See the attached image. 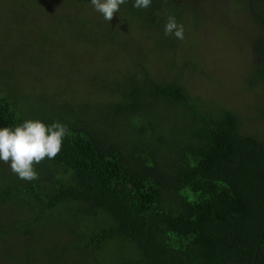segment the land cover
<instances>
[{"label":"trees","instance_id":"1","mask_svg":"<svg viewBox=\"0 0 264 264\" xmlns=\"http://www.w3.org/2000/svg\"><path fill=\"white\" fill-rule=\"evenodd\" d=\"M196 1L169 0L165 12L159 0L148 9L126 0L114 27L144 39L129 50L136 62L101 76L90 66L83 91L24 99L18 72L0 69V127L40 119L69 130L61 152L36 165L37 180L0 161V264H264V129L244 125L237 106L193 94L184 78L201 71L188 54L198 29L187 24L219 15L229 42L250 41L238 83L257 81L264 98V0H221L232 8L204 14ZM168 14L184 40L164 35ZM102 30L90 44L114 45L116 32Z\"/></svg>","mask_w":264,"mask_h":264},{"label":"rangeland","instance_id":"2","mask_svg":"<svg viewBox=\"0 0 264 264\" xmlns=\"http://www.w3.org/2000/svg\"><path fill=\"white\" fill-rule=\"evenodd\" d=\"M220 1L201 0L196 4L202 7L203 14L211 10L220 12L219 5L224 10L226 6L232 8ZM126 7L127 4L121 5L120 11L109 22L94 10L91 0H0V69L18 72L24 99H27L25 96L38 99L40 91L49 94L53 89H64L68 94L83 91L90 66L96 65L101 76L104 67L123 70L136 62L137 53L131 55L129 50L144 39L128 29L116 32L114 27L124 18L126 11L123 9ZM190 20L194 25L188 23L187 27L198 29V44L193 51L188 50V54L197 59L201 71L184 76L187 87L211 103L237 106L242 112L243 124L262 132L264 122L258 110L264 98L260 84L255 81L248 87L245 81L238 83L237 77L240 69L245 70L250 62V41L239 40L240 46L231 39L229 42L227 38L232 31L228 24L220 25L223 19L219 15L202 20L198 28L199 21ZM102 27L116 32L114 45L99 47L95 42L90 44V38L96 35L93 32L99 30L101 33ZM177 55L181 60L185 53L181 51ZM163 61L154 55L147 59L156 75L164 72L162 67L166 69ZM109 68L105 69L109 71ZM92 90L95 94L101 93L105 99L100 80L93 83ZM101 95L97 97L101 99ZM55 96L69 98L68 95ZM2 261L5 260L0 255Z\"/></svg>","mask_w":264,"mask_h":264},{"label":"clouds","instance_id":"3","mask_svg":"<svg viewBox=\"0 0 264 264\" xmlns=\"http://www.w3.org/2000/svg\"><path fill=\"white\" fill-rule=\"evenodd\" d=\"M153 0H134L136 9H148ZM167 12L169 0H159ZM126 0H91L94 10L103 19L112 21L120 6ZM164 35L184 40L185 29L175 15L168 14L164 25ZM68 128L60 121L46 124L40 119H26L15 127H0V161L9 164L11 171L21 180L28 182L39 179L36 165L45 159H54L62 150Z\"/></svg>","mask_w":264,"mask_h":264}]
</instances>
